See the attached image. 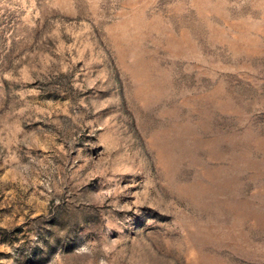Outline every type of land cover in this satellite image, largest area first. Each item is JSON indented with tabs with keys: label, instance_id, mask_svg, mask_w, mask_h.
Here are the masks:
<instances>
[{
	"label": "rangeland",
	"instance_id": "374dc122",
	"mask_svg": "<svg viewBox=\"0 0 264 264\" xmlns=\"http://www.w3.org/2000/svg\"><path fill=\"white\" fill-rule=\"evenodd\" d=\"M0 264H264V0H0Z\"/></svg>",
	"mask_w": 264,
	"mask_h": 264
}]
</instances>
